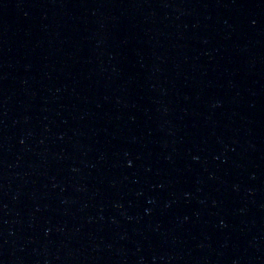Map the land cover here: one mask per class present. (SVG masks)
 Returning <instances> with one entry per match:
<instances>
[{"label": "water", "instance_id": "95a60500", "mask_svg": "<svg viewBox=\"0 0 264 264\" xmlns=\"http://www.w3.org/2000/svg\"><path fill=\"white\" fill-rule=\"evenodd\" d=\"M0 264H264V0H0Z\"/></svg>", "mask_w": 264, "mask_h": 264}]
</instances>
